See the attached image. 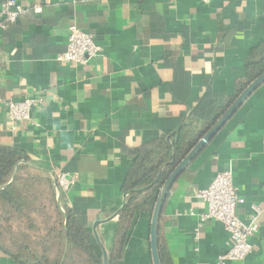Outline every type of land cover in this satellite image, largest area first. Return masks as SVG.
Instances as JSON below:
<instances>
[{"label":"crops","instance_id":"1","mask_svg":"<svg viewBox=\"0 0 264 264\" xmlns=\"http://www.w3.org/2000/svg\"><path fill=\"white\" fill-rule=\"evenodd\" d=\"M17 2L26 11L0 28V101L35 97L40 104L32 113L37 125L14 132L0 106V145L26 154L8 184L19 177L21 195L30 201L26 215L38 230L27 246L38 249L45 229H58L54 206L47 209L50 219L40 208L45 193L57 200L54 176L67 173L77 181L65 194L67 205L90 232L100 222L96 231L110 257L121 187L136 151L189 122L199 129L216 118L244 82L245 61L254 50L264 54V0ZM31 7L40 11H27ZM72 25L101 48L85 66L56 61ZM227 170L245 200L241 220L248 223L253 207L259 209L251 253L227 264H264V83L173 185L159 227V246L172 264H216L227 251L228 233L220 222L200 221L206 204L196 197ZM8 212L0 214V264H20L2 248L18 254L33 232L17 219L23 215ZM150 222L147 213L133 217L119 264H152Z\"/></svg>","mask_w":264,"mask_h":264},{"label":"trees","instance_id":"2","mask_svg":"<svg viewBox=\"0 0 264 264\" xmlns=\"http://www.w3.org/2000/svg\"><path fill=\"white\" fill-rule=\"evenodd\" d=\"M33 8H28L27 11L34 12ZM263 74L264 54L262 51L254 50L245 61L244 82L239 83L234 94L226 99L225 105L215 119L199 129L192 128L189 122L170 135L169 139L167 136H161L136 151V157L130 164L121 187L124 203L115 215L117 219L115 244L107 264H119L122 260L128 227L133 217L139 213L152 214L159 190L174 168L245 88ZM25 158L26 154L21 149L0 145V214L3 216L11 210L19 216L23 215L24 217L17 219H22V224L33 232L26 233L23 248L18 250V254L12 255L5 248L2 250L20 264H103L102 252L93 233L74 215L72 208L65 201L63 192H59L60 195L56 198L58 202L54 201L52 194L47 196L48 193H45V205L43 209L40 208L41 214L49 218L47 209L54 206L53 224L57 225L58 229L55 230L52 226L49 230L45 229L38 249L27 246L28 239L36 237L38 230L34 224L35 219L26 215L31 212L28 207L30 201L25 195H21L25 190L17 184L19 177L8 184V178ZM15 217L10 219L15 221ZM47 225L45 224V228ZM160 257L162 264H172L169 254L161 245Z\"/></svg>","mask_w":264,"mask_h":264},{"label":"built area","instance_id":"3","mask_svg":"<svg viewBox=\"0 0 264 264\" xmlns=\"http://www.w3.org/2000/svg\"><path fill=\"white\" fill-rule=\"evenodd\" d=\"M74 2L75 0H68ZM207 2V0H203ZM26 11L17 0H1L0 28L13 24L16 19ZM35 13L40 8L34 7ZM101 48L90 33L82 31L75 25L68 28L67 48L65 52L56 56V61L64 65L85 66L92 59L99 56ZM40 104L35 97H26L21 100L4 99L0 106L4 110L6 124L11 132L20 125L35 124L32 113L33 108ZM55 184L67 194L75 185L76 177L67 173H57L54 176ZM196 197L206 204V211L200 215V221L214 220L220 222L228 233L227 251L217 257L216 264H227L243 261L252 251L249 239L258 231L256 216L259 209L253 207L256 215L248 223L241 220L239 209L245 200L238 195L232 183V171L217 173L210 184L196 193Z\"/></svg>","mask_w":264,"mask_h":264},{"label":"water","instance_id":"4","mask_svg":"<svg viewBox=\"0 0 264 264\" xmlns=\"http://www.w3.org/2000/svg\"><path fill=\"white\" fill-rule=\"evenodd\" d=\"M264 83V74L253 81L245 90L235 99L230 107L224 112V114L214 123V125L206 132V134L197 142V144L190 150V152L184 157V159L174 168L170 176L161 186L152 214L150 222V253L152 264H162L160 257L159 246V227L160 220L163 213V209L171 189L176 181L180 178L183 172L188 166L195 160L200 152L211 142L216 134L227 124V122L234 116V114L240 109L244 102L250 97V95ZM100 222L96 221L92 227V233L97 245L102 252L103 264H107L108 256L107 251L100 241L96 228ZM63 261V259H62Z\"/></svg>","mask_w":264,"mask_h":264}]
</instances>
